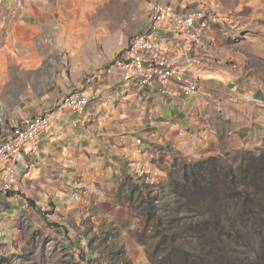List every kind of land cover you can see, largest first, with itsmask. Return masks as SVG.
<instances>
[{
    "label": "rangeland",
    "instance_id": "374dc122",
    "mask_svg": "<svg viewBox=\"0 0 264 264\" xmlns=\"http://www.w3.org/2000/svg\"><path fill=\"white\" fill-rule=\"evenodd\" d=\"M21 1L0 0V140L89 75L73 65L76 38H94L99 54L118 47L151 0H44L24 10ZM171 2L214 12L210 45L230 92L264 107V0ZM151 133L129 132L133 145L102 148L101 161L88 158L69 178L51 171L41 197L15 182L0 196V264H264V148L212 143L185 153L176 137L169 144Z\"/></svg>",
    "mask_w": 264,
    "mask_h": 264
},
{
    "label": "crops",
    "instance_id": "0c3cea01",
    "mask_svg": "<svg viewBox=\"0 0 264 264\" xmlns=\"http://www.w3.org/2000/svg\"><path fill=\"white\" fill-rule=\"evenodd\" d=\"M58 1L63 4L69 0ZM43 3L44 0L21 1L23 10L26 7L33 8V5L38 8ZM62 14L64 19L72 16L66 10ZM79 15L81 13H77V18ZM57 17L52 15L47 18H52L59 29ZM146 21L135 28L132 34L142 29ZM41 25L39 23L37 28L42 29ZM127 39L118 47L105 48V52L99 54L95 53L94 38H76L79 42L73 48V65L89 68L86 71L97 78V87L105 88L118 77V72L106 73L105 67L126 46ZM199 65L203 68L200 93L189 101L178 102L171 95L162 96L156 91H152L151 96L145 98L136 89L129 88L125 92L112 95L98 94L80 114L66 111L41 141L39 155L27 153L18 161L15 182L21 179V191L29 197L33 195L30 192L36 190L41 197L42 192L48 189L49 182L46 180L51 181L48 177L52 176L51 171L55 172L58 179L69 178L70 172L88 158L91 162H96L97 159L101 161L102 156H105L102 148L106 152L113 148L120 149V141L133 145V140L127 134L145 127L152 128V136L164 140L165 143L173 144L176 137L175 142L185 153L191 150H210L212 143L214 147L226 149L264 148V107L241 104L237 93L230 92L232 82L228 79L231 74L220 63L219 58L217 62L201 61ZM79 79L82 81L78 80L76 84L66 83L61 88H68L66 92L78 88L83 84L81 76ZM259 93L264 96V90ZM105 102L109 108L103 106ZM184 120H188V123L185 124ZM210 121L222 124L225 131L219 133L214 130L211 124L208 126ZM0 196L4 197L1 193Z\"/></svg>",
    "mask_w": 264,
    "mask_h": 264
},
{
    "label": "built area",
    "instance_id": "2783aa9c",
    "mask_svg": "<svg viewBox=\"0 0 264 264\" xmlns=\"http://www.w3.org/2000/svg\"><path fill=\"white\" fill-rule=\"evenodd\" d=\"M216 17L202 5L151 0L145 25L128 37L126 46L105 67L108 74L118 72L115 80L98 88L97 78L86 75L80 87L61 94L45 110L4 133L0 140V193L6 195L16 187L18 161L27 153L39 155L41 141L65 112H84L98 94L134 88L145 98L152 91L169 94L178 102L197 96L203 69L199 63L218 60L210 45L211 26L218 24ZM135 142L141 143V139L137 137Z\"/></svg>",
    "mask_w": 264,
    "mask_h": 264
}]
</instances>
